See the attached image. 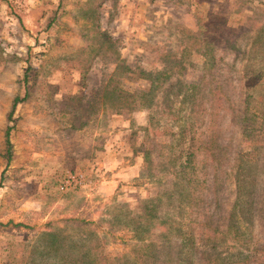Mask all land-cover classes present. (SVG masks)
Segmentation results:
<instances>
[{
	"label": "rangeland",
	"instance_id": "374dc122",
	"mask_svg": "<svg viewBox=\"0 0 264 264\" xmlns=\"http://www.w3.org/2000/svg\"><path fill=\"white\" fill-rule=\"evenodd\" d=\"M174 225L264 264V0H0V264H123Z\"/></svg>",
	"mask_w": 264,
	"mask_h": 264
},
{
	"label": "trees",
	"instance_id": "16d2710c",
	"mask_svg": "<svg viewBox=\"0 0 264 264\" xmlns=\"http://www.w3.org/2000/svg\"><path fill=\"white\" fill-rule=\"evenodd\" d=\"M16 108V104H14L12 112L10 114V118L13 115V112ZM10 130L7 132V136L9 138ZM251 182L254 186H251L254 190L253 196L258 192L256 188L258 187L256 178L254 177ZM222 210V207H218L217 204L212 211V216L217 215L218 211ZM236 207H233L231 209V212L229 214V217H233L236 214ZM206 220H210L208 217ZM182 227H179L177 225H174V231L176 232L175 235L169 236L166 234H163L164 236H161V242L159 243H152L150 245L149 251L146 254L141 255V257H138L135 260L132 261H120L123 264H175V262L178 260L177 253H181V258L183 261V264H207V261L209 259V254L201 246H199V242L195 238H191L190 235L181 234ZM217 231V230H216ZM179 241H182V244H179ZM225 242V238L223 239ZM218 247L217 244L212 245L209 248V252H216L218 253ZM221 249V248H220ZM225 250L221 249V253H223ZM227 252V256L229 254L233 255L232 257V264H239V258L241 255L237 253L234 255L235 252ZM182 253L185 254L184 257H182ZM92 264H95L93 260H91Z\"/></svg>",
	"mask_w": 264,
	"mask_h": 264
}]
</instances>
